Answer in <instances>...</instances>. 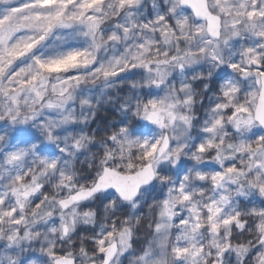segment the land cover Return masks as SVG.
I'll return each mask as SVG.
<instances>
[{
  "label": "snow or ice",
  "instance_id": "snow-or-ice-1",
  "mask_svg": "<svg viewBox=\"0 0 264 264\" xmlns=\"http://www.w3.org/2000/svg\"><path fill=\"white\" fill-rule=\"evenodd\" d=\"M141 6L140 0H0V175L14 181L10 197L0 192V229L9 225L3 235L10 246L31 238L25 202L38 218L47 196L30 191L45 173L67 167L56 138L78 127L77 109L94 102V86L137 78L148 85L136 97L138 119L156 133H125L129 161L138 148L141 162L105 163L89 174L91 189L64 187L45 227L59 225L67 234L92 192L107 190L135 204L145 186L156 191L159 181L147 210L113 216L100 230L94 243L103 264H118L129 252L135 264H208L213 253L220 264L230 247L219 239L222 226L234 229L242 209L264 217V0H169L146 20L137 18ZM205 64L208 103L192 121L181 107L186 98L166 86L188 83L177 76ZM45 139L58 145L55 151H47ZM212 155L213 163L201 162ZM137 224L148 237L143 242L135 238ZM40 253L31 264H75L50 242Z\"/></svg>",
  "mask_w": 264,
  "mask_h": 264
},
{
  "label": "clouds",
  "instance_id": "clouds-1",
  "mask_svg": "<svg viewBox=\"0 0 264 264\" xmlns=\"http://www.w3.org/2000/svg\"><path fill=\"white\" fill-rule=\"evenodd\" d=\"M142 5L139 8V16L145 20L149 19V12H155L162 7L169 5V0H140ZM153 4L157 5V9H153ZM143 23V21H141ZM209 65L203 67L196 66L190 69L189 73L178 75L177 79H186L188 83L178 84L177 80H172L168 88H173L175 92H180L186 98L187 103L181 104V107L190 115L192 121H195L204 110L206 101L205 93L211 86V79L207 71ZM213 71H217L214 69ZM171 77V73H169ZM206 81L200 86V81ZM148 87L142 80L137 78L134 81L116 82L111 87L105 89L104 85L97 84L91 90L93 103L90 107L78 108L75 116L78 127L76 129H67L56 138L64 144L65 155L69 158L67 167H61L60 173L49 171L42 178L41 184L30 191V197L47 196V201H41L44 207L40 210V216L33 218L32 213L35 211L31 207V201L25 202V207L28 209V216L31 221L30 231L32 236L29 240L23 238L17 242L16 246H10L8 238L4 236V232L8 231L9 225L5 223L0 229V264H11L15 261L16 264H31V261L39 256L40 249L46 243L50 242L57 249H66L72 254L75 264H103L99 258V253L96 251L97 245L94 243L100 234V230L107 226V222L113 216H121L124 212L130 215L137 211L140 206H145V210L149 206V201L156 195L159 190V181L155 186L156 191H153L151 186H145V189L140 193V199L133 204L129 201H124L119 198L116 193H109L107 190L92 192L87 199V207L78 212L79 219L75 226H70L67 234H63L59 225L45 227L48 219L49 207L55 208L53 201L57 198L60 191L64 187L74 189L93 187V182L89 179V174L95 175L97 169L103 167L105 163L111 162L114 167H125L128 162L139 164L142 152L137 148L136 156L129 161L130 150L124 141L125 133L131 134L135 131L137 136L151 137L156 133L139 121L137 116L138 102L136 97L142 96L141 89ZM211 93L208 96L211 97ZM98 97V99H96ZM199 110V111H198ZM103 118V119H102ZM123 121V123H121ZM36 132L40 129L33 125ZM124 129V132L121 131ZM158 131V130H157ZM195 140L196 126L193 124L191 129ZM167 135L171 136L169 130ZM223 135L231 137V133L223 132ZM115 138V139H114ZM41 141L37 140L39 146ZM45 147L58 146L55 142L49 145L47 140L44 141ZM228 140H224V145L227 146ZM78 145V146H77ZM123 148V152L120 149ZM111 154V161L108 156ZM62 159V157H57ZM215 155L205 156L203 162L213 163ZM31 163V161H28ZM23 166V165H22ZM39 167L34 164L32 171H36ZM14 181L7 175H0V192L5 193L10 197ZM45 184L49 185L50 191L44 193L41 191ZM19 187V185H15ZM249 197H245L247 201ZM260 199L264 200V196ZM56 215H59L57 213ZM240 215L244 218L237 221V226L233 229L231 226H222L225 233L224 237H219L221 242L230 243L227 255L220 259V264H261V259L264 258V230L261 225H264V217L245 213L243 209ZM43 223H40V221ZM135 227L138 231L135 238L143 242L148 237L146 232L137 224ZM79 229V230H77ZM96 235H93V233ZM216 255L213 253L207 256L208 264H216ZM40 264H46L41 260ZM118 264H135L133 253L122 255L118 258Z\"/></svg>",
  "mask_w": 264,
  "mask_h": 264
},
{
  "label": "rangeland",
  "instance_id": "rangeland-1",
  "mask_svg": "<svg viewBox=\"0 0 264 264\" xmlns=\"http://www.w3.org/2000/svg\"><path fill=\"white\" fill-rule=\"evenodd\" d=\"M205 103H207V99H206ZM102 119H103V118H102ZM26 134H27V133H23V134H21V135H26ZM47 151H49V152H53V151H55L54 146H49V147L47 148Z\"/></svg>",
  "mask_w": 264,
  "mask_h": 264
}]
</instances>
